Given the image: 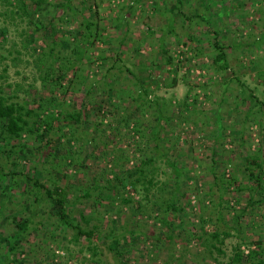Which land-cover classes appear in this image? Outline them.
<instances>
[{"label":"rangeland","instance_id":"374dc122","mask_svg":"<svg viewBox=\"0 0 264 264\" xmlns=\"http://www.w3.org/2000/svg\"><path fill=\"white\" fill-rule=\"evenodd\" d=\"M51 1L56 5L58 0ZM200 1H184L183 9L185 13L192 14L193 21L182 25V17L175 11V0H140L137 3L133 0H73L81 13L96 18L105 27V31L102 33V40L95 45L99 60L91 68H87V76L82 86L72 87L66 96L65 105L69 107L70 103L71 107H87L92 111L89 126L94 125L97 130L86 132L85 137L89 142L81 138L87 148L77 156L74 164L70 163L65 168L66 176L61 178L60 184L69 189L71 198L73 193L89 187L95 180L109 186L104 193H111L114 199H102L94 190L91 197L84 200L86 214L91 215L92 224H100L98 230L103 235L111 228L116 232L132 228L148 234L167 231L166 221L175 217L170 215L168 219L164 218L159 209L148 208L150 203L146 201L143 203H146L147 208L139 213L131 211V204H122L123 198L130 197L136 206L137 201L143 197L140 191L132 189L127 173L128 169H132L151 153L153 143L148 141L147 136L149 126L155 123L156 109L152 104L154 99L160 104L161 101H166L165 114L173 115L167 121L164 119L161 124L163 128L160 129V144L167 151L169 159L174 160L184 171L182 192L186 195L182 201L187 214L176 216L174 221L177 224L181 222L187 230L199 233L203 223L202 216L216 211L214 205L218 201V185L221 180L217 184L213 182L214 178L209 170L213 162H217L216 171L219 175L225 174L228 177L235 174L242 178L247 173L243 152H251L261 147L264 158V0ZM26 3L31 4V0H26ZM10 9L13 8L2 5L0 1V25L8 28L5 37H2L3 51L7 54V59L2 62L0 69L8 63L7 81L12 83V89L14 87L21 96H28L29 100H37V95L44 96L47 91L38 92L37 83L35 86L30 85L33 80L32 67L26 66L20 60L18 65H14L12 61V54H18L15 49L25 50L23 45L26 41L20 36L25 21H21L18 14L12 18ZM50 9L52 13L57 11L56 6ZM197 10L204 13L210 21L209 30L204 29L203 26L207 23L198 18L195 13ZM173 13H176L179 42L173 35L165 37L167 47L176 61V64L166 65L159 49V35ZM194 20H199L200 23L194 24ZM79 21L80 18L63 23L62 28H72ZM214 29H219L217 39L220 44L226 45L225 51L230 63V67L222 72L216 71L212 63L217 52L213 45L216 36ZM59 35L62 36L61 33ZM35 44L37 46V40ZM8 50L12 52L8 53ZM27 55L30 54H20L22 59L27 58ZM116 55L121 57L117 62L114 61ZM174 75L179 79L177 86L167 87ZM104 78L115 88V95L112 97V104L106 103L103 110L99 111L95 99H105V93L87 91L93 83L96 84V91L107 86ZM139 80L144 81V89L135 85V81L138 84ZM128 86L133 90L132 95L144 90L142 97L131 99V95L124 90ZM6 91L12 90L6 86ZM144 95L151 100L150 105L144 100ZM60 98L62 102V95ZM256 99L262 101L263 105L255 104ZM169 100L171 103H168ZM30 103L33 107L37 106L36 102ZM251 107L253 112L249 114ZM216 112L222 117L220 125L211 119ZM137 125L140 129L138 131ZM64 131L68 134V126ZM56 135L51 147L39 150L37 146L41 144V140L37 138V134L25 133L19 142L25 145L27 155L19 158L17 167L11 161L16 158L15 153L8 157L1 151L0 157L5 161V170L10 173L17 168L22 173L14 176L15 181L19 182L15 184L12 198L8 201L10 209L5 208L0 215V236L7 235L12 229V225L2 218L12 215L14 210L24 208L23 201L29 195L24 189L31 186L22 175L25 172L36 173L42 181L51 184L55 178L54 173L59 171L57 167H63L64 164H56L54 161L56 169L52 170L51 161L48 160L58 141ZM62 141L64 150L69 147L65 142L66 136ZM77 146L75 143V148ZM16 149H20V146ZM157 162L160 169L157 174L159 180H156L161 185V182L166 181V175L162 171L170 168L161 159ZM3 185L4 182L0 181V190ZM246 185L242 186L244 189L239 188L240 192L235 191L241 198L242 205L247 203L251 194V190L245 189ZM211 186L214 194L210 193V196L214 197V201H209L208 197L203 200ZM220 190L227 196L234 194L230 192L233 187L226 190L223 186ZM31 197L34 198V195L31 194ZM255 197L253 204L239 220L242 230L238 232L234 229L232 235L225 239L223 247L226 256L223 261L233 255L238 243L247 252L252 241L258 237L264 238V203L261 202L264 198L258 193ZM1 199L0 195V201ZM46 202L43 201L41 207L48 210ZM47 215L43 211L35 219L43 217L46 220ZM225 216L231 223L233 212ZM55 219L53 215L52 220ZM251 225L252 228L249 227ZM211 227V224H205L206 230L209 231ZM52 228L54 226L48 222L41 230L28 236V241L19 248L23 251L20 255L21 264H100L87 251L86 238L82 237L78 241L54 238L50 234ZM178 230L177 228V233ZM60 232L63 233L62 229ZM69 233L72 234V231ZM145 237L141 232L140 238L134 244L139 248L129 244L124 247L123 258L127 259V264H165L173 251L176 257L185 254L186 264H196V252L202 249L201 241L196 236L190 239L188 245L186 242H179L177 248L172 250L168 246L169 242L157 247L154 238ZM3 247L0 246V261L4 259L5 246Z\"/></svg>","mask_w":264,"mask_h":264},{"label":"trees","instance_id":"16d2710c","mask_svg":"<svg viewBox=\"0 0 264 264\" xmlns=\"http://www.w3.org/2000/svg\"><path fill=\"white\" fill-rule=\"evenodd\" d=\"M0 1L2 5H9L13 8L10 9L12 10V18L18 14L21 18L20 20L25 21V25L21 27L20 36L26 41L23 48L27 51L19 48L15 49L18 54H12L14 65H18L20 60L26 66H31L33 80L30 85L35 86L37 83L38 92H41V90L47 91L44 96L37 95V100L30 98L31 96L29 97L31 100H29L28 96H21L14 87L12 89V83L7 81L9 64L5 63L0 69V153L3 151L5 156L7 155L8 157L15 153L16 158L11 161L13 166L17 167L19 158L27 155L25 145L19 142L25 133L37 134V138L41 140V144L37 146L39 150L51 147L52 143H54V135L57 134L55 137H57L58 141L52 148L51 152L53 151V153H50L48 160L51 161L52 170L56 169L54 161L56 164H64L61 168L57 167L59 171L54 173L55 178L51 184L42 181L38 174L36 176V173L25 172L22 175V178L31 187L24 189L29 194L23 201L24 208L14 210L12 215L2 218L9 225H12V229L7 235L0 236V246H5L4 259L0 261V264H21L20 255L23 251L19 248L23 246L25 241H28L27 238L32 232H38L48 222L54 226L50 230V234L54 238L60 237L70 241H78L82 237L86 238L88 241L87 251L90 253L91 258L97 259L100 264H127V259L123 258L124 247L129 244L131 247L139 248L134 246V244L140 238L141 232L146 236L145 238H154L157 247L164 246V244L169 242L168 246L171 250L177 248L176 246L179 242L182 244L186 242L185 244H187L193 236H196L202 245V249L196 252V256H198L197 260L195 258L196 264H201L203 261V264H264L263 237H258V239L252 241L250 243L252 246L249 247L247 252L241 248V243H238L233 255L227 261H223L224 256H226V251L223 247L225 239L232 235L234 229L238 232L242 230L239 220L245 214V210L253 204L257 193L264 198V158L261 153V147L251 152L242 153L244 168L247 172L242 178L236 177L235 174H231L228 177H225V174L219 175L216 171L217 162L212 163L209 170L213 175L214 184L221 180L218 185V201L214 205L216 211L208 212L207 216L202 214L201 220L203 223L199 233L187 230L181 222L177 224L174 221L176 216L187 214L182 201V198L186 195L185 192H182L184 171L174 160L169 159L167 151L160 144V129L163 128L161 124L164 119L167 121L173 115L165 114L167 102L161 101L160 104L157 99H154V103H152L156 109V113H154L155 123L149 126L147 136L148 141L153 143L151 153L144 157L140 163L134 165L132 169H128L127 173L132 189L140 191L143 197L137 201L136 206L135 201L130 197L123 198L122 204H131V211L139 213L147 208L146 203H143V201H146L150 203L148 208L159 209L164 218L168 219L170 215L175 217L166 221L167 231L163 230L162 232L148 234L145 231H135L132 228H124L119 232L111 228L103 235L98 230L100 224H92L91 215L86 214L84 200L90 198L94 190L100 194L102 199H114L115 197L111 193H104L109 186L100 184L95 180L89 187L73 193L71 198L69 189L62 186L60 180L63 176H66L65 168L70 163L74 164L77 156L87 148L83 144V141L89 142V139L85 137L86 132L97 130L94 125L89 126L92 111L87 107H79L77 105L71 107L69 102V107L65 105L66 96L70 93L72 87L78 88L82 86L87 76V68H91L99 60V56L96 55L95 45L96 42L102 40V33L105 31V27L100 25L96 18L81 13V10L73 3V0H58L55 3L56 5L51 0H31V4L26 3V0ZM133 1L137 3L140 0ZM184 1L175 0V11L182 17V25L193 21L192 14L185 13L183 9ZM200 3H203V0ZM53 6H56L57 11L52 13L50 8ZM129 6L135 7V5ZM121 7L125 6L121 5ZM197 11L195 13L199 16L198 18L207 23L203 26L204 29L209 30L210 21H208L204 13L200 10ZM94 12L96 11L94 10ZM176 13L169 17L159 35V49L163 53L166 65L176 64L171 50L167 47L168 43L165 38L167 35H173L176 41L179 42V32L176 31ZM79 18L78 25L76 24L72 28H62L63 23L66 24L72 20L77 21ZM56 20L58 23H56ZM194 22V24L200 23L199 20H194ZM7 31L6 25H0V67L2 62L7 59V54L3 51L4 42L2 40ZM214 31L216 36L213 45L217 52L212 63L216 71L222 72L230 67V63L225 51L226 45L220 44L217 39L219 29H214ZM152 33L155 34V32ZM36 40L37 46L35 44ZM10 52L12 51L10 50L8 53ZM21 52H27L30 55L22 59L20 56ZM120 59L121 57H117V55L114 57L115 62ZM118 69L120 72L122 71L121 68ZM115 75L119 76L116 73ZM104 76L106 77V75ZM103 81L107 85L103 87L104 90L98 89L96 91V84L93 83L87 91L88 93H105V99H95L99 111L103 110L106 103L111 105L112 97L115 95L113 85H110L105 78ZM138 82L137 84V81H135V85H139L141 89H144V81L139 80ZM178 82V76L174 75L167 83V87H175ZM6 86L10 87L12 91H6ZM124 90H127L131 95V99L134 100L142 97L144 93V90H141L139 94L132 95L131 92L133 90L130 86ZM26 92L29 94V91L26 90ZM61 95L64 98L62 102L60 101ZM146 95L148 96V94ZM147 96L144 100L149 104L151 100ZM30 101L36 102L37 106L33 107ZM168 103H171V100ZM262 103L258 99L255 101V104L258 105H263ZM252 112L253 107L249 109V114ZM212 118L215 123L220 125L222 117L218 112L214 113ZM67 126L69 128L68 134L64 131ZM136 128L137 131L140 130L138 125ZM140 134L141 136L144 135L142 132ZM65 136V142L69 147L62 150V146H64L62 139ZM81 138L85 140L82 141ZM75 143H77L78 148H75ZM17 146H20V149L17 150ZM158 159L163 160L170 168L162 171L166 175V181L161 182V185L160 181H157L159 180L157 179V174L160 169V165L157 162ZM5 168V161H2L0 157V181L4 182L3 188L0 190L2 197L0 215L5 208H8V201L12 198L15 184L17 185L19 182L15 181L14 176L22 173L17 168L15 170L12 169L8 173ZM10 174L12 177L9 176ZM244 184H247L245 189L251 190V194L247 203L242 205L241 198L235 194V191L243 188ZM223 186L226 190L233 187V191L230 192H234V194L225 195L220 190ZM210 193L211 195L214 194L212 186L203 200L208 197L209 201H214V197L210 196ZM31 194L34 195V198L31 197ZM43 201H47L48 210L41 207ZM261 202L264 203V199ZM237 205H239V208ZM43 211L47 212V219L40 217L36 220L35 216H38ZM229 212H233L231 223L225 216ZM53 215L56 217L54 221L52 220ZM207 223L212 226L209 231L205 228ZM249 227L252 228V225ZM177 228L179 229L178 233L176 232ZM60 229H62V234L61 232L59 233ZM70 230L72 234L69 233ZM67 234L71 236L68 237ZM241 242L245 241L241 240ZM170 257L166 259L165 264H172L173 261H175V264H186L187 262L184 259L185 254L181 255V257H176L173 251Z\"/></svg>","mask_w":264,"mask_h":264}]
</instances>
